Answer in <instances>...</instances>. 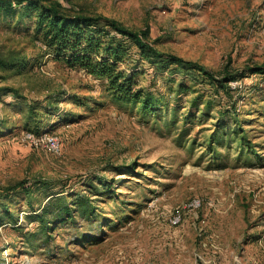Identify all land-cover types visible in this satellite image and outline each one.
I'll return each mask as SVG.
<instances>
[{
  "label": "rangeland",
  "instance_id": "374dc122",
  "mask_svg": "<svg viewBox=\"0 0 264 264\" xmlns=\"http://www.w3.org/2000/svg\"><path fill=\"white\" fill-rule=\"evenodd\" d=\"M55 1L72 14L149 29L164 57L185 64L138 65L137 87L160 99L145 112L114 100L85 69L27 48L34 71L0 82L24 97L0 101V264H264V77L251 70L264 66V0ZM11 39L18 43L0 28V47ZM199 67L237 77L232 91ZM53 95L58 113L38 127L61 141L49 154L25 138L24 118L26 103ZM20 182L31 199L9 190ZM53 196H90L96 212L54 220L46 239L27 217Z\"/></svg>",
  "mask_w": 264,
  "mask_h": 264
},
{
  "label": "trees",
  "instance_id": "16d2710c",
  "mask_svg": "<svg viewBox=\"0 0 264 264\" xmlns=\"http://www.w3.org/2000/svg\"><path fill=\"white\" fill-rule=\"evenodd\" d=\"M0 25V28L13 33L18 39L17 44L11 39L12 45L0 47V82H5L9 77L33 72L36 61L31 59L35 57L27 54V48L40 46L54 59L64 62L71 68H83L103 81L114 100L140 106L146 112L156 111L160 105V99L159 97L155 99L153 90L137 87L138 80L144 73V69L136 70L138 65L143 61L155 67L185 64L178 58L164 57L150 42L149 29L138 32L112 19L72 14L55 0H0ZM23 40H26L27 47L21 44ZM131 47L135 48V56H137L133 66L129 61ZM198 70L225 94L232 91L229 83L237 80V77L230 73L214 78L201 67ZM251 70L254 74L264 77V66L253 67ZM178 87L181 91L183 84L180 82ZM9 95L16 98L18 104L24 98L15 88L0 87V101L6 102L4 98ZM58 100V97L53 95L46 101L31 100L26 103L28 116L24 118V121L30 132L36 135L42 132L38 127L44 123L43 117L50 118L58 113ZM32 124L37 126L35 131L30 129ZM99 183L106 192H111L109 183L103 180ZM19 188L31 199L33 191L24 182L10 187L9 190L14 192ZM91 188L95 192L94 195L99 194L100 191L95 185H91ZM95 200L97 201L90 196H80L70 203L64 196H53L41 213H31L27 219H36L40 223L39 231L43 236L46 235L44 238L47 239L50 224L54 220L74 218L76 217L74 213H80L87 218L94 215L97 208L93 205L96 203ZM6 216L15 223L14 216L9 213Z\"/></svg>",
  "mask_w": 264,
  "mask_h": 264
},
{
  "label": "built area",
  "instance_id": "2783aa9c",
  "mask_svg": "<svg viewBox=\"0 0 264 264\" xmlns=\"http://www.w3.org/2000/svg\"><path fill=\"white\" fill-rule=\"evenodd\" d=\"M34 133H26L25 138L33 142V145L37 148H42L49 154H56L60 151L61 148V141L58 137L47 133L41 132L36 137L33 135ZM199 205L198 202H194L192 206L197 207ZM181 221L180 214H177L172 219V224H178Z\"/></svg>",
  "mask_w": 264,
  "mask_h": 264
}]
</instances>
